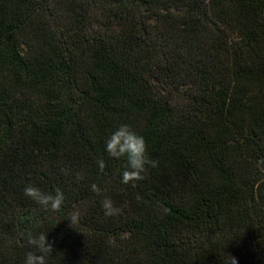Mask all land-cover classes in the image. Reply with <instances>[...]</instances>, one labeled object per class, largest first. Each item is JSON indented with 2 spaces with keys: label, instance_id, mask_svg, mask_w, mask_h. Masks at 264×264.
I'll return each instance as SVG.
<instances>
[{
  "label": "trees",
  "instance_id": "16d2710c",
  "mask_svg": "<svg viewBox=\"0 0 264 264\" xmlns=\"http://www.w3.org/2000/svg\"><path fill=\"white\" fill-rule=\"evenodd\" d=\"M121 124L159 161L127 184ZM262 159L264 0H0V264H264Z\"/></svg>",
  "mask_w": 264,
  "mask_h": 264
},
{
  "label": "clouds",
  "instance_id": "9594fccd",
  "mask_svg": "<svg viewBox=\"0 0 264 264\" xmlns=\"http://www.w3.org/2000/svg\"><path fill=\"white\" fill-rule=\"evenodd\" d=\"M105 150L111 158L121 159L126 158L125 169L122 172V182L127 184L133 181L144 179L143 173L147 167L155 168L159 161L149 158L147 153V145L143 136L138 135L129 125L121 124L110 134L105 142ZM101 171L105 164L103 160L97 161ZM264 164V159L258 161ZM93 191H98L96 185H92ZM24 194L35 200L38 204L45 208H50L52 211H58L64 203V193L60 189H56L55 193H44L38 187L29 185L25 187ZM102 208L105 215L112 216L118 213L110 198H105L102 202ZM70 227L78 222V215L73 213L68 220ZM28 243L37 251H29L24 260V264H47L48 254L53 252L52 243L48 242L47 235L40 233L39 235L28 238ZM230 264H237L236 257L228 254Z\"/></svg>",
  "mask_w": 264,
  "mask_h": 264
}]
</instances>
